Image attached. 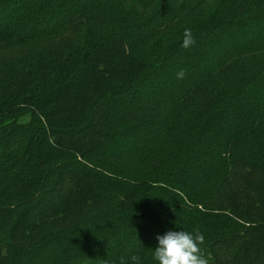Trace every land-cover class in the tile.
I'll list each match as a JSON object with an SVG mask.
<instances>
[{"label": "trees", "instance_id": "16d2710c", "mask_svg": "<svg viewBox=\"0 0 264 264\" xmlns=\"http://www.w3.org/2000/svg\"><path fill=\"white\" fill-rule=\"evenodd\" d=\"M6 52L0 264H158L180 230L264 264V0H0Z\"/></svg>", "mask_w": 264, "mask_h": 264}, {"label": "clouds", "instance_id": "9594fccd", "mask_svg": "<svg viewBox=\"0 0 264 264\" xmlns=\"http://www.w3.org/2000/svg\"><path fill=\"white\" fill-rule=\"evenodd\" d=\"M195 43L191 29L186 28L183 33L182 47L187 49ZM177 79H183V70L176 74ZM158 246L154 248L153 259L158 264H208L201 253V247L205 241L203 233L199 230L168 231L164 235L157 236ZM134 264H138L139 257H131Z\"/></svg>", "mask_w": 264, "mask_h": 264}, {"label": "rangeland", "instance_id": "374dc122", "mask_svg": "<svg viewBox=\"0 0 264 264\" xmlns=\"http://www.w3.org/2000/svg\"><path fill=\"white\" fill-rule=\"evenodd\" d=\"M12 52H13V53H12L11 56H14V57L17 56V54H18V50H13ZM3 56H9V55H8L7 52H6V53H0V59H1ZM20 120H21L22 122H27V121L30 120V115L27 114V115H25L24 117H22Z\"/></svg>", "mask_w": 264, "mask_h": 264}]
</instances>
